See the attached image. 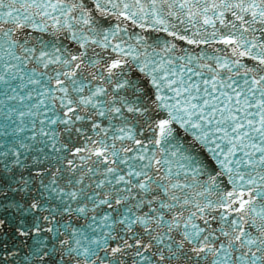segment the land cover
<instances>
[{
    "label": "snow or ice",
    "instance_id": "1",
    "mask_svg": "<svg viewBox=\"0 0 264 264\" xmlns=\"http://www.w3.org/2000/svg\"><path fill=\"white\" fill-rule=\"evenodd\" d=\"M0 264H264V0H0Z\"/></svg>",
    "mask_w": 264,
    "mask_h": 264
}]
</instances>
